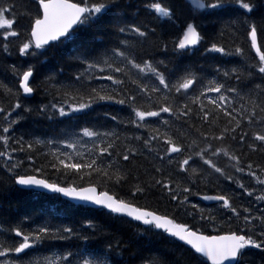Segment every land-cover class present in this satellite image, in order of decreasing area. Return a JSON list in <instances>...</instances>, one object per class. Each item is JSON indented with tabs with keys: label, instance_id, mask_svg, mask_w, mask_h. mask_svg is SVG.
I'll list each match as a JSON object with an SVG mask.
<instances>
[{
	"label": "snow or ice",
	"instance_id": "6c2138e0",
	"mask_svg": "<svg viewBox=\"0 0 264 264\" xmlns=\"http://www.w3.org/2000/svg\"><path fill=\"white\" fill-rule=\"evenodd\" d=\"M120 5L121 0H0V54L47 58L72 45L66 63L58 62L42 80L33 63L8 66L15 86L0 80V168L19 190L45 189L166 234L172 258L137 249L131 255L139 256L138 264H251L253 250L264 264V161L252 159L264 156V0H189L196 14L227 16L220 36L224 29L233 36L242 31L247 50L208 39L194 19L180 25L179 5L172 0H145L153 20L180 27L175 55L192 53L208 39L204 53L242 61L216 65L211 79L189 67L169 72L163 59L138 58L136 43L157 32L149 24L117 21V34L136 39H120L99 53L76 43L84 29ZM158 48L167 53L168 43L160 38ZM66 67L73 70L61 82ZM96 80L110 84L92 86ZM41 90L52 100L35 109L23 102ZM102 102L130 113L105 111L115 127L104 130L81 124ZM33 112L67 123L58 136L17 135L16 126ZM121 127L134 131L122 133ZM140 159L148 164L143 180ZM224 183L238 191H225ZM151 192L174 210L152 207ZM193 197L216 207H202ZM244 198L247 203H236ZM181 214L185 219H178ZM97 230L87 217L79 227L37 223L27 214L0 219V264H115L112 257H122L129 243L115 239L91 249Z\"/></svg>",
	"mask_w": 264,
	"mask_h": 264
},
{
	"label": "trees",
	"instance_id": "16d2710c",
	"mask_svg": "<svg viewBox=\"0 0 264 264\" xmlns=\"http://www.w3.org/2000/svg\"><path fill=\"white\" fill-rule=\"evenodd\" d=\"M145 0H121V5L113 8L103 19V21L90 28L84 29L79 34L77 44H87L93 48L97 53L102 52L105 48L114 46L120 39L128 38L135 40V37H125L117 34L112 27L117 21L119 22H135L142 24H149L157 28L155 35H150L147 40L136 43V53L138 58H153L163 59L167 64L169 72H179L181 69L189 67L198 70L202 75L208 79L215 76L214 67L221 65L224 67L239 66L242 61L239 57L235 56H223L219 53H204L203 49L208 43V39L215 38L225 46H230L235 42L240 46L248 49V44L245 42L243 32H237L235 36L231 34L227 29H224L225 34L220 36V31L224 28V21L228 19L224 17H205L200 14H196L189 8V0H172L173 3L179 5L177 8L179 16V24L182 25L186 20H195L200 25L202 32L208 39L203 41L198 49L192 53L183 56H177L173 53V42L180 36V27L172 26L170 24H161L153 20L148 12L143 8ZM168 2V0H165ZM139 10L138 14H135ZM160 38H163L168 43V52L164 53L159 48ZM72 45L66 46L64 49L53 56L51 54L44 56H38L35 58H23L17 55L6 56L0 54V80L8 83L10 87L15 86V80L11 75L8 66L11 64L22 65L26 63H33L37 69V80H42L49 73L55 72L58 66V62L66 63L67 55ZM13 52L15 50L13 49ZM254 55V53H253ZM64 57V61H60V57ZM73 69L65 68V72L58 76V80L61 82H68L70 79L71 71ZM163 70V69H162ZM257 82H259L257 80ZM92 86H98L100 84H110L108 81L96 80L92 81ZM214 95V94H213ZM23 102L29 106L36 108L41 103H48L52 100L50 95L44 94L41 90L28 98H22ZM105 111L119 112L121 117H127L130 110L115 104L101 103L94 106V110L91 111L90 116L86 121H81V124L85 126H91L96 124L101 127V130L115 127L113 122L106 120L103 116ZM26 118L16 126L17 135L32 133L36 136H58L60 129L65 127V122L59 120H46L35 112L31 114H25ZM122 133L130 134L134 129L121 127L119 129ZM143 131V130H141ZM28 137L26 136V139ZM43 159V158H41ZM252 159L257 162L264 161V156L254 154ZM138 164L143 165L139 169L140 179H145L144 168L148 167V164L140 159ZM52 179L57 180V176H51ZM0 219H18L27 214L33 217L37 223L52 222V223H72L74 226L79 227L80 222L84 218H92L97 222L98 230L89 242L91 249H100L107 242L115 239H120L129 243V248L125 251L122 257H112L115 264H138L139 256L131 255L137 249H140L144 254L160 253L172 258L171 253L167 252V249L171 247L169 239L166 234H157L160 230L153 229L152 231H145L146 226H142L135 221H130L126 218H118L117 214L109 213L107 210L95 209L86 206H77L58 195L42 194L30 190H19L18 186H13L5 173L0 168ZM247 183V179L245 180ZM223 188L225 191L237 192L235 185L224 183ZM127 187L121 190V195H126ZM210 194H212L210 192ZM198 197H193L194 203H199L202 207L215 209L216 205H206L199 200ZM147 200L154 208H158L161 212H172L173 206L163 198L157 192H151L147 195ZM143 199L140 203H144ZM236 203H247V198L238 199ZM178 219H185L184 215L178 216ZM63 243V242H61ZM72 245L81 243L79 241L69 242ZM45 255L51 254L47 250H43ZM251 264H259L260 256L253 250L250 253Z\"/></svg>",
	"mask_w": 264,
	"mask_h": 264
},
{
	"label": "water",
	"instance_id": "95a60500",
	"mask_svg": "<svg viewBox=\"0 0 264 264\" xmlns=\"http://www.w3.org/2000/svg\"><path fill=\"white\" fill-rule=\"evenodd\" d=\"M35 190H38V191H41V192H45V193H48V194H57V193H51L49 192L48 190H45V189H35ZM60 195V194H59ZM62 198L74 203V204H78V205H85V206H91V207H94V208H99L98 206H94V205H90V204H85L84 202H81V201H74V200H71L67 197H64L61 195ZM199 200H201L203 203L207 204V205H211V204H215L216 202H212V201H204L200 198H198ZM129 219V218H128Z\"/></svg>",
	"mask_w": 264,
	"mask_h": 264
}]
</instances>
